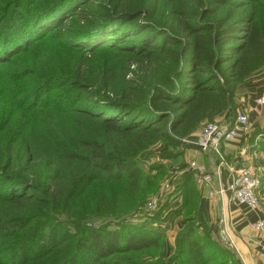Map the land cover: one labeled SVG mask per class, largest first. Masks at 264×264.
Segmentation results:
<instances>
[{"label":"trees","instance_id":"trees-1","mask_svg":"<svg viewBox=\"0 0 264 264\" xmlns=\"http://www.w3.org/2000/svg\"><path fill=\"white\" fill-rule=\"evenodd\" d=\"M38 2L42 16L26 9L3 26L0 66L37 56L52 40L63 68L43 77L31 67L14 81L24 104L38 105L57 83L68 96L56 95L52 114L40 107L0 122V264H128L125 257L157 250L163 239L110 229L165 175L154 166L148 177L139 159L160 144L181 157L205 125L234 121L239 88L264 69V0ZM9 125L20 136L8 137ZM179 190L168 217L180 230L171 264H243L200 221L193 172Z\"/></svg>","mask_w":264,"mask_h":264},{"label":"rangeland","instance_id":"rangeland-1","mask_svg":"<svg viewBox=\"0 0 264 264\" xmlns=\"http://www.w3.org/2000/svg\"><path fill=\"white\" fill-rule=\"evenodd\" d=\"M9 1L11 0H0V32L5 30H2L3 26H10L12 24L15 25L17 22L21 21L23 19L24 10H29V16L40 17L42 16V12L44 14V10L47 8L40 6V2L38 1L41 0H21L14 5ZM91 6L92 8H96V6ZM21 10L22 12L19 14ZM51 41L52 40H46L41 46H39L40 48L37 56L31 57L29 55L24 58H15L8 64L0 66V122H6L7 124L8 122L17 121L18 123V120L23 114H25L26 110L32 112L33 114H38L39 109L36 108L40 107H44L41 112L52 114L56 108V106H52L56 95L60 94L61 97L68 96L66 89L69 86L63 85V83H57L55 86L53 85L54 87L51 86L49 88H53L52 90H48L50 93L38 98V105H35V102L31 103V101L24 104L21 94L24 89L21 87L22 83L14 81L18 74H24L26 72L24 70H29L31 67L36 69L38 74L44 75L43 77L48 76V71L53 68L54 70L63 68V64H65L66 59L62 53H56L53 50ZM23 61H25V63L22 67H20ZM61 71L62 70H60V72ZM260 77H264V69L255 73L249 80L252 78L259 79ZM259 81L264 82L263 79ZM43 82L44 81L36 86V91L42 87ZM262 87H264V84H262ZM216 121V123L225 122L222 118ZM6 131V135H8V137L14 136V138H16L17 136H20L22 129L18 128L17 125H9ZM250 133L251 132L247 134L249 137ZM196 141L197 137L195 142ZM175 154V150H170L168 146L160 144L149 150L138 161V167L145 174H148V177L153 175V173L151 174V168L154 166H162L165 168V175L159 181L157 189L149 193L143 204L138 206L135 210H132L130 214L126 216L121 223H119V226L117 225L118 223H114L113 225L115 228L110 229L125 227L128 230L135 231L136 229L143 228L144 232L151 234L158 233L157 231H160L163 233V239L162 247L157 250H152L136 257H125L124 260L126 259L128 264H171V262L177 258L178 234L180 232L178 228L179 219L171 221L168 217L170 216V212L178 208L181 202V193L179 190L181 177L186 172H189V164L191 162H184V155L173 158ZM200 165H202V163ZM195 186L197 189H200V185L195 184ZM259 186L260 185L258 183V190L260 188ZM106 187L107 191L110 192L113 186L109 184L106 185ZM149 203L152 204L151 209L148 207ZM201 218L202 219L200 221L206 222L211 230L212 236L217 239L216 241L219 244L231 247L220 237L219 229L217 231V228L214 227L216 226V222L214 220L210 219L207 215H201ZM87 225L90 226L91 224ZM95 227L102 228L105 226ZM70 232L74 233L72 230ZM58 234L62 235V231H58ZM36 246H38V243L35 244V247ZM233 251L236 253L234 249ZM113 259H117V257Z\"/></svg>","mask_w":264,"mask_h":264},{"label":"crops","instance_id":"crops-1","mask_svg":"<svg viewBox=\"0 0 264 264\" xmlns=\"http://www.w3.org/2000/svg\"><path fill=\"white\" fill-rule=\"evenodd\" d=\"M261 79L264 77L252 78L239 88V103L249 111L252 134L249 141L246 135L221 142L216 149L190 148L184 154V162L202 163L211 176V184L200 185L198 189L201 215L216 222L214 227L219 229L220 237L236 251L243 264H264V238L253 230L258 221L264 220V104H261L264 82L259 81ZM243 165L252 167L260 185L257 192L261 200L259 210L239 206L227 190Z\"/></svg>","mask_w":264,"mask_h":264},{"label":"built area","instance_id":"built-area-1","mask_svg":"<svg viewBox=\"0 0 264 264\" xmlns=\"http://www.w3.org/2000/svg\"><path fill=\"white\" fill-rule=\"evenodd\" d=\"M261 104H264V100L261 101ZM216 122L205 125L197 135L195 144L202 151L216 149L220 141L231 142L242 136H246L250 132L249 111L243 106L237 111L236 117L230 125ZM213 134L215 135L213 136ZM189 171L193 172L196 184H211V176L206 172L204 166L191 162L189 164ZM227 190L230 192L232 200L239 206H243L249 210L260 209L261 200L257 195L258 181L251 166L243 165L227 185ZM148 207L151 209L152 204L149 203ZM253 230L264 238V220L258 221L253 226Z\"/></svg>","mask_w":264,"mask_h":264},{"label":"water","instance_id":"water-1","mask_svg":"<svg viewBox=\"0 0 264 264\" xmlns=\"http://www.w3.org/2000/svg\"><path fill=\"white\" fill-rule=\"evenodd\" d=\"M215 134H213V136H214ZM192 146L194 147V148H197V149H201L197 144H192Z\"/></svg>","mask_w":264,"mask_h":264}]
</instances>
